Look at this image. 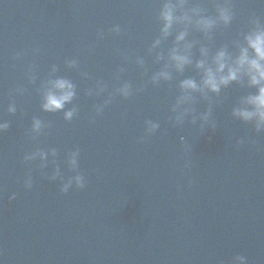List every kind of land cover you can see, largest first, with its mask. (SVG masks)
I'll list each match as a JSON object with an SVG mask.
<instances>
[{
    "label": "water",
    "instance_id": "95a60500",
    "mask_svg": "<svg viewBox=\"0 0 264 264\" xmlns=\"http://www.w3.org/2000/svg\"><path fill=\"white\" fill-rule=\"evenodd\" d=\"M160 2L0 0V122L9 123L0 132V264H264V132L231 115L248 90L233 84L219 95L191 93L182 107L195 111L177 126L170 118L179 82L200 77L194 64L183 73L169 65L171 79L152 82L173 40L149 51ZM198 2L214 14L217 0ZM231 3L234 20L211 44L190 33L198 41L194 61L202 44L234 50L252 14L264 22V0ZM116 25L119 33L111 31ZM56 78L70 80L76 96L63 111L45 112L43 95ZM98 82L105 91L96 95ZM125 82L128 98L115 94ZM209 109L202 130L199 117ZM146 121L159 128L147 134ZM51 149L47 167L39 157L24 161ZM57 168L65 179L83 175L85 187L61 192L60 181L48 179Z\"/></svg>",
    "mask_w": 264,
    "mask_h": 264
},
{
    "label": "clouds",
    "instance_id": "9594fccd",
    "mask_svg": "<svg viewBox=\"0 0 264 264\" xmlns=\"http://www.w3.org/2000/svg\"><path fill=\"white\" fill-rule=\"evenodd\" d=\"M214 9V14H210L207 8L198 0H161L157 15L159 35L154 39L149 51L158 48L169 37H173V40L172 46L168 49L165 69L155 73L152 82L157 83L161 79H171V74L167 70L169 65L177 72L183 73L186 67L194 64L200 79L197 81L189 77L179 82L182 94L177 98L176 104L172 108L175 115L170 118L177 126L182 125L185 118L195 111L189 107H182L192 101L191 93L199 92L205 96L208 93L219 95L222 89H227L229 86L236 84L248 91L240 98L237 106L233 107L232 117L244 124H251L257 133L264 132V22L260 17L252 14L248 20L250 27L247 31L241 33L242 39L234 41V50L230 51L226 44L214 50L212 47L202 44L199 47V58L194 61L192 48L198 41H189L190 33H200L211 44L214 32L219 28H227L234 20L235 14L231 0H217L214 3ZM120 30L119 25L111 29L115 33H119ZM103 36V32H98V39H102ZM163 58L161 55L157 56V60ZM137 63L142 65L143 61L138 59ZM69 64L71 66L75 64V61H70ZM118 71H123V69L120 68ZM104 91L105 86L102 82H98L95 94L99 95ZM88 94L93 95L94 93L89 90ZM115 94L124 98L130 97L132 85L128 82L123 83L120 88L115 89ZM75 96L76 88L70 80L66 78L49 80L47 90L43 95L41 108L45 112L63 111L65 105L71 103ZM112 99L113 97L110 96L102 105L95 106L96 115H100ZM8 111L15 113V105H10ZM76 111L75 108L65 111L64 119L71 121ZM210 116L211 109L200 115L202 130H204L206 124H209ZM196 119L197 117L192 115L191 123L195 124ZM145 124L147 134L154 133L159 128V124L152 121H146ZM210 127L214 129L216 127L215 123L211 122ZM8 128V122H0V132L6 131ZM41 128V121L34 119L32 131L38 135ZM181 140H183V137H181ZM237 143L242 144L244 141L239 140ZM49 154L55 156L56 150L31 152L24 156V161L30 162L39 157L42 161L41 168H44L47 167L44 162ZM78 155V150L73 152L68 161L73 170L78 168ZM48 179L50 181L59 180L61 183L60 191L63 193H67L73 185L79 189L85 187V178L78 172L76 175L65 179L59 168H57ZM24 183L26 188L30 189L32 187L31 173L27 175ZM9 199H15V194ZM237 259L244 260L243 257Z\"/></svg>",
    "mask_w": 264,
    "mask_h": 264
}]
</instances>
